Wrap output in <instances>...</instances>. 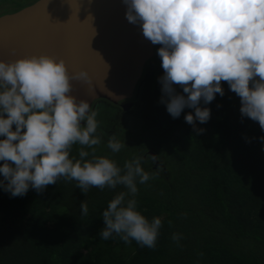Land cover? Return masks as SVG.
<instances>
[{
    "label": "trees",
    "instance_id": "1",
    "mask_svg": "<svg viewBox=\"0 0 264 264\" xmlns=\"http://www.w3.org/2000/svg\"><path fill=\"white\" fill-rule=\"evenodd\" d=\"M36 1L0 0V16ZM159 47L146 64L131 110L99 101L112 112V121L102 125L105 144L116 135L128 146L113 158L122 165L143 156L146 171L162 169L157 179L138 186L137 196L143 215L162 220L157 247L101 239L102 212L122 189L91 188L85 195L74 181L61 180L43 192L30 188L22 197L0 187V264H264V130L242 117L240 98L227 82L223 97L200 105L211 109L207 123L196 122L203 133L184 119L194 109L174 119L161 103ZM177 92L183 94L179 86ZM139 110L143 118L136 125L132 113ZM152 153L158 164L148 159ZM98 154L110 151L101 146ZM84 201L87 217L81 216ZM173 233L183 235L181 247Z\"/></svg>",
    "mask_w": 264,
    "mask_h": 264
},
{
    "label": "clouds",
    "instance_id": "2",
    "mask_svg": "<svg viewBox=\"0 0 264 264\" xmlns=\"http://www.w3.org/2000/svg\"><path fill=\"white\" fill-rule=\"evenodd\" d=\"M125 18L139 25L145 39L161 45L157 55L164 75L161 103L198 133L196 122L207 123L211 109L201 107L225 95L222 82L241 102L242 117L264 130V0H123ZM72 81L91 83L87 71L69 74L63 59L48 55L0 60V187L12 197L30 188L43 192L57 181L75 182L87 195L91 188L116 191L102 212V240L119 237L155 249L163 227L160 217L147 218L138 210L139 185L162 171H146L143 156L121 165L113 158L128 147L105 133L100 110L77 100ZM177 86L182 93L177 92ZM15 126V130H14ZM264 140V137L260 138ZM101 146L110 154H98ZM75 153V154H74ZM156 155H148L154 164ZM87 201L81 216L87 217ZM186 215V214H183ZM180 233L172 240L181 247ZM203 257V253H199Z\"/></svg>",
    "mask_w": 264,
    "mask_h": 264
},
{
    "label": "water",
    "instance_id": "3",
    "mask_svg": "<svg viewBox=\"0 0 264 264\" xmlns=\"http://www.w3.org/2000/svg\"><path fill=\"white\" fill-rule=\"evenodd\" d=\"M126 11L123 0H37L0 16V60L63 59L70 75L91 77L90 84L72 81L70 95L92 107L104 100L129 111L156 45L127 21Z\"/></svg>",
    "mask_w": 264,
    "mask_h": 264
},
{
    "label": "rangeland",
    "instance_id": "4",
    "mask_svg": "<svg viewBox=\"0 0 264 264\" xmlns=\"http://www.w3.org/2000/svg\"><path fill=\"white\" fill-rule=\"evenodd\" d=\"M132 101L134 102V100H132ZM93 108L94 109L98 108L100 110V115H99L98 119H100L102 121V125H105V123H110V121H112L110 118L112 116V114H111L112 112H111V110H107L106 108H104V104H101V102L98 101L95 103ZM132 115H134L136 118V121H135L136 125L143 118V115H142L140 110L137 112L136 115L133 113H132ZM115 116L117 117V114H115Z\"/></svg>",
    "mask_w": 264,
    "mask_h": 264
}]
</instances>
